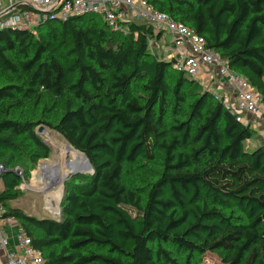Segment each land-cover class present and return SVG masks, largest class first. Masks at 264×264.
I'll return each instance as SVG.
<instances>
[{"label":"trees","instance_id":"trees-1","mask_svg":"<svg viewBox=\"0 0 264 264\" xmlns=\"http://www.w3.org/2000/svg\"><path fill=\"white\" fill-rule=\"evenodd\" d=\"M149 2L203 35L264 104V0ZM162 35L141 20L113 31L96 14L0 30V201L46 264H196L206 253L264 264V138L151 54ZM40 125L94 169L66 179L60 219L10 204L22 195L14 167L29 172L52 153ZM157 160L144 197L125 185L127 171ZM113 168L117 200L101 190Z\"/></svg>","mask_w":264,"mask_h":264},{"label":"built area","instance_id":"built-area-1","mask_svg":"<svg viewBox=\"0 0 264 264\" xmlns=\"http://www.w3.org/2000/svg\"><path fill=\"white\" fill-rule=\"evenodd\" d=\"M20 3L28 8L14 7ZM84 14L99 15L113 31L126 32L128 23L141 20L152 25L155 34L168 32L173 54L166 59H174L175 67L190 77H200L202 70L208 67L206 72L230 89L225 97L209 89L215 99L224 97L225 107L236 115L237 121L250 125L264 138L262 96L243 75L230 69L226 59L207 47L203 35L158 10L149 0H0V30H35L49 19L66 20ZM5 170L0 164V176ZM9 227L16 232L11 233ZM0 249L5 251L7 264H46L43 252L32 245L17 219L7 215V208L1 201Z\"/></svg>","mask_w":264,"mask_h":264},{"label":"rangeland","instance_id":"rangeland-1","mask_svg":"<svg viewBox=\"0 0 264 264\" xmlns=\"http://www.w3.org/2000/svg\"><path fill=\"white\" fill-rule=\"evenodd\" d=\"M171 39L170 34L164 32L159 41L152 40L150 47L151 54L158 59L172 57L173 50L169 48L171 46ZM193 78L200 82L205 89H209V85L203 78H200L199 76ZM211 89L216 91L213 87ZM228 95L229 93L227 96ZM46 128L50 129L49 127ZM257 142V139L252 138L249 142V147L254 148L255 145H257ZM57 155L58 151H55V148L53 147L50 156L46 159L40 160L39 163L29 172H26L19 166L14 167L17 173H22L20 176L23 180L19 186L22 195L17 200L10 203L13 207L20 208L24 213L40 219H60L62 217V201L66 189V180L64 183H61L57 177L58 174H54V172L47 174L41 168L42 164L50 162L56 158ZM63 159L64 162L69 160L74 162V160H71L68 157H64ZM161 168V160L151 163L143 161L137 164L136 167L132 168V170L126 172L124 177L125 185L137 195L144 197L150 183L160 174ZM117 169L118 168H113L105 173L101 187L103 192L111 195L116 200L118 199V193L120 190L116 181ZM67 178H70V176ZM198 260L199 262L196 264H224L221 258L213 253H206Z\"/></svg>","mask_w":264,"mask_h":264},{"label":"bare ground","instance_id":"bare-ground-1","mask_svg":"<svg viewBox=\"0 0 264 264\" xmlns=\"http://www.w3.org/2000/svg\"><path fill=\"white\" fill-rule=\"evenodd\" d=\"M41 135L52 148H55V151H58L56 158L41 165V168L45 171V173L48 174L54 172V174H58L57 177L59 180L64 178L69 171V168L66 167V162H64V157L74 160V163L82 168L85 167L83 155L75 150V148L71 147L61 135L48 128H45L41 132Z\"/></svg>","mask_w":264,"mask_h":264},{"label":"crops","instance_id":"crops-1","mask_svg":"<svg viewBox=\"0 0 264 264\" xmlns=\"http://www.w3.org/2000/svg\"><path fill=\"white\" fill-rule=\"evenodd\" d=\"M170 48V47H169ZM207 69H209L208 67H205L201 74H200V78H203L205 80V82H207V84L209 85V89H211L212 87L214 89H216V92L221 95V96H226L228 93H230V89L223 87L224 84H222V82L218 79V78H214L212 77V74L207 73ZM258 143V142H257ZM9 231L11 233L14 234V232H16V230L14 228H8ZM12 244H14V239L11 240ZM0 264H7L6 263V254L4 250L0 249Z\"/></svg>","mask_w":264,"mask_h":264},{"label":"water","instance_id":"water-1","mask_svg":"<svg viewBox=\"0 0 264 264\" xmlns=\"http://www.w3.org/2000/svg\"><path fill=\"white\" fill-rule=\"evenodd\" d=\"M25 5H26L25 3H20V4L15 5L14 7L25 6ZM45 128H46V127H45L44 125H40V126L37 128V133H38L41 137H42L41 132H42ZM42 139L46 142V140H45L43 137H42ZM46 143H48V142H46ZM75 150H77V149H75ZM77 151L83 155V158H84V160H85V167L82 168V167L76 165L74 162H72V161H70V160L67 161V162H66V167L69 168V171H68L67 175H66L64 178H62V179L60 180L61 183H64V181L66 180V178H67L68 176H72V175H76V174H80V173H84V174H86V173H90V174H92V173L94 172L93 166L91 165V162L89 161V159H88V157L85 155V153H83V152H81V151H79V150H77ZM0 177H1V176H0Z\"/></svg>","mask_w":264,"mask_h":264}]
</instances>
